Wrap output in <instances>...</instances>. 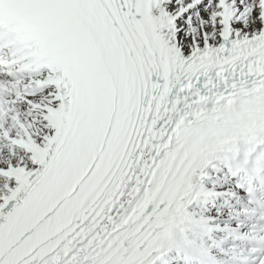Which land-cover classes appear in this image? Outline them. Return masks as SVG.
<instances>
[{"label":"snow or ice","instance_id":"6c2138e0","mask_svg":"<svg viewBox=\"0 0 264 264\" xmlns=\"http://www.w3.org/2000/svg\"><path fill=\"white\" fill-rule=\"evenodd\" d=\"M0 14V264H240L253 202L215 247L175 229L220 160L264 202V0Z\"/></svg>","mask_w":264,"mask_h":264},{"label":"bare ground","instance_id":"6f19581e","mask_svg":"<svg viewBox=\"0 0 264 264\" xmlns=\"http://www.w3.org/2000/svg\"><path fill=\"white\" fill-rule=\"evenodd\" d=\"M207 191V200L199 199L191 204V207L188 206L191 214L203 222H227L229 226L230 221L235 219L238 210L236 204L241 200V196L231 188L228 178L224 177L218 168L214 170L212 184ZM190 237L191 241L207 243L209 247H214L213 237L202 229L196 230Z\"/></svg>","mask_w":264,"mask_h":264},{"label":"rangeland","instance_id":"374dc122","mask_svg":"<svg viewBox=\"0 0 264 264\" xmlns=\"http://www.w3.org/2000/svg\"><path fill=\"white\" fill-rule=\"evenodd\" d=\"M223 223H226V222H216V224H223Z\"/></svg>","mask_w":264,"mask_h":264}]
</instances>
